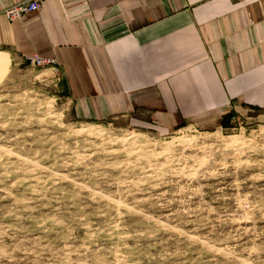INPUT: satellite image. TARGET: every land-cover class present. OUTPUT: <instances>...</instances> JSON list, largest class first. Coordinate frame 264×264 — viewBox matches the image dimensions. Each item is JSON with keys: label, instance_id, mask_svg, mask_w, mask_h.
Wrapping results in <instances>:
<instances>
[{"label": "rangeland", "instance_id": "1", "mask_svg": "<svg viewBox=\"0 0 264 264\" xmlns=\"http://www.w3.org/2000/svg\"><path fill=\"white\" fill-rule=\"evenodd\" d=\"M44 69L0 83V264H264V111L83 119Z\"/></svg>", "mask_w": 264, "mask_h": 264}, {"label": "crops", "instance_id": "2", "mask_svg": "<svg viewBox=\"0 0 264 264\" xmlns=\"http://www.w3.org/2000/svg\"><path fill=\"white\" fill-rule=\"evenodd\" d=\"M40 1L0 14V83L38 53L58 60L83 119L140 115L170 132L264 111V0Z\"/></svg>", "mask_w": 264, "mask_h": 264}, {"label": "built area", "instance_id": "3", "mask_svg": "<svg viewBox=\"0 0 264 264\" xmlns=\"http://www.w3.org/2000/svg\"><path fill=\"white\" fill-rule=\"evenodd\" d=\"M249 1V0H240ZM42 4L40 0H23L19 3L11 5L1 11V15L6 16L10 21L21 19L26 13L30 11L40 10ZM25 61H28L34 68L48 67L53 70L55 77L58 81L62 78V71L60 64L56 58L53 57H42L38 53H33L25 57Z\"/></svg>", "mask_w": 264, "mask_h": 264}, {"label": "trees", "instance_id": "4", "mask_svg": "<svg viewBox=\"0 0 264 264\" xmlns=\"http://www.w3.org/2000/svg\"><path fill=\"white\" fill-rule=\"evenodd\" d=\"M62 92L64 94L68 95V91H66L65 89L62 90ZM238 116V113L235 111H230L227 114H225L222 118H221V125L224 127H230L232 124V120L234 118H236Z\"/></svg>", "mask_w": 264, "mask_h": 264}]
</instances>
